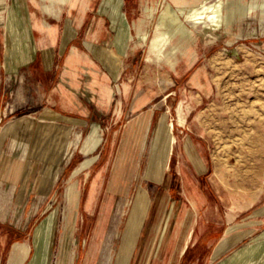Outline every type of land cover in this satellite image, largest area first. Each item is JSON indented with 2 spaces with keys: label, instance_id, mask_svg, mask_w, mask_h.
<instances>
[{
  "label": "rangeland",
  "instance_id": "374dc122",
  "mask_svg": "<svg viewBox=\"0 0 264 264\" xmlns=\"http://www.w3.org/2000/svg\"><path fill=\"white\" fill-rule=\"evenodd\" d=\"M237 1L224 0L229 27L219 35L200 34L177 71H169L154 56L147 60L158 13L170 0H0L1 264H189L197 260L191 252L177 258L182 235L191 232L192 247L222 223L218 243L229 218L242 237L213 264H264V221L257 219L264 217L258 211L264 207V0ZM250 6L253 14L239 20ZM147 7H156L154 18ZM98 19L107 41L83 46ZM123 19L134 37L125 55L116 46ZM68 22L79 31L67 49L60 42L50 50L28 47L29 40L37 42V31L53 26L63 32ZM139 32H148L147 42ZM73 52L81 57L76 78L65 68ZM45 59L58 79L69 73L67 84L74 79L80 85L88 117L65 119L44 107ZM135 95L142 108L127 117ZM120 103L121 120L115 109ZM62 118L67 131L54 161L38 162L34 125L60 124ZM95 127L100 143L85 153ZM33 139V155L26 159ZM9 166L23 181L29 175L30 192L19 194L2 180ZM172 203L178 222L170 243L154 249L148 228ZM53 214V237L37 254L36 231ZM18 244L30 248L22 262L14 256Z\"/></svg>",
  "mask_w": 264,
  "mask_h": 264
},
{
  "label": "bare ground",
  "instance_id": "6f19581e",
  "mask_svg": "<svg viewBox=\"0 0 264 264\" xmlns=\"http://www.w3.org/2000/svg\"><path fill=\"white\" fill-rule=\"evenodd\" d=\"M67 1L71 5L75 4L76 2H81V0H67ZM170 1L171 2L166 6L164 5L163 8H161L160 12L158 13L157 22L155 24L156 34L155 37L150 41V53L147 61L149 62L153 61V56H154L158 62L165 64L169 69V71H177L180 58L186 55L187 48L195 49V45L198 41L200 34L210 33L211 35H219L220 31L225 29V27L226 29L227 27H229L231 21L229 20V18H225V12L228 11H225V7H227L226 6L227 3L226 2L224 3V0H170ZM240 8H242V6H240ZM254 10L255 7L253 6L244 9V11L238 17V19L241 20L250 16V14H253ZM146 13L149 19L154 18L156 13V7H147ZM236 17L237 16H235V20L237 19ZM116 31H117L116 46L121 52L120 54L125 55L129 45L128 42L132 41L134 37L129 33L128 25L124 19L122 20L119 29H116ZM139 34H140V39L142 41L144 42L148 41V32H144V33L139 32ZM28 47L30 49H35L36 42L33 41V45H32L31 40H29ZM178 112H179V123L184 125L185 118L182 112V104L179 106ZM170 126H173V124H171ZM97 132L98 129L95 127L91 135L85 141V145H84L85 153H91L95 151L98 144L100 143V139L96 137ZM176 143H177L176 137H172V144L174 145ZM237 180H238V175H237ZM245 183H247V181ZM191 203L193 209L196 210V206H197L196 201L192 199ZM177 215L178 213L176 211V204L172 203L169 206V208H167L165 213L163 212L161 218L158 221H154L150 224L148 228V234L150 236L151 235L153 236L152 248L153 246H155L154 247L155 249L158 243H160L158 245L161 248L167 247V245L170 243V239L172 235L171 228L174 223L177 224L178 222ZM55 218L56 215L53 214V216H51L50 219L46 223L42 224L36 231L37 254L41 253L39 249L41 248L40 246L42 244H44V248L49 246L51 241L50 239H52L54 234ZM185 224H186L185 222H182L181 226L185 227ZM190 236H191V232L187 235L186 234L182 235V239L184 240V246L182 248V252L185 251ZM29 250L30 248L28 245L18 244L14 247V256L16 259H20V261L22 262L27 258L29 254ZM149 255L150 254H148L147 257H149ZM147 263H149V259L147 260Z\"/></svg>",
  "mask_w": 264,
  "mask_h": 264
},
{
  "label": "crops",
  "instance_id": "0c3cea01",
  "mask_svg": "<svg viewBox=\"0 0 264 264\" xmlns=\"http://www.w3.org/2000/svg\"><path fill=\"white\" fill-rule=\"evenodd\" d=\"M96 23H97V27H95L93 23L94 26H91L86 32L83 46L98 47L97 45H99V43L101 42L104 43L107 41L106 38H103L104 36L103 21L99 20ZM77 31L79 30L78 29L75 30L70 25L69 22L66 23L63 29V32H60L59 29H57L56 27L50 26L44 31H37V33H39V38H37L36 46H38V48L41 51L50 50V49H56L58 47L57 46L58 43L60 42V45H61L60 48L67 49V47L70 44H72L73 41L77 39V36H78ZM80 60H81V57L77 56V53L75 52H73L71 56L66 60L65 68H67L68 70L74 73L72 75V78H76L75 74L78 73L80 69ZM43 66H44V70L46 73L43 74L44 80L43 82H41L42 83L41 86L44 89L43 95H47L45 96L46 99H44L45 101L44 107L46 108L52 107L56 113H58L60 116H62L65 119L67 117L74 116L73 114H78L84 118L88 117V115L90 114V108H89V105H87L88 103L86 104L80 99L82 98V96L79 97V92L81 88H80V85L77 84V81L73 79V85L69 86L67 84V80H68L67 76H71L69 75V73L67 75H63L61 79H58L53 71V63L49 65L45 59V63H43ZM101 84L103 86H108V82L106 81V79H104ZM136 98L137 97L135 95L131 105L129 106L127 117L130 115L136 114L139 111V109L142 108L143 101H138ZM105 101H106V98L103 95L102 103L105 104ZM48 106H51V107H48ZM115 109L117 113L119 112L121 113L119 117V120H121L122 115H123V111H122L123 105L120 103V105H118ZM46 110L47 109H44L43 111H46ZM63 118L61 122H59L60 124L55 123V124L44 126V127H42V125H34L32 137L35 136V138L36 137L40 138L39 142H37V145H38V147L36 148L37 155H34L36 156V159L38 162H42L44 160L54 161L55 154L57 153V148L59 146L60 140L64 137L67 131V122ZM32 145H35L34 139L29 142V147L26 153L24 154V155H27L26 159L31 158V156L33 155L31 152ZM48 156L49 158H47ZM23 159L25 160V158ZM7 161L9 163H12V165H14L13 164V161H15L14 159L13 160L9 159ZM28 166L31 169L34 168V166H31L30 164H28ZM1 178L2 180L6 181L7 183L12 184L13 186H17L19 194H26L30 192L31 190L32 182H31V178L29 177V175H27L23 181L21 178H19L18 173L15 174L14 171L12 172L11 166L7 168L5 167L3 176H1ZM258 211L259 212L261 211L264 213V207H261V209H259ZM257 219L258 220L262 219L264 221V217H262L261 215H258ZM222 226L224 227L222 223H217L215 225L214 231H211L209 235H207L204 238V240L200 242L196 241L195 243H193L191 245L192 247H190L189 244L191 243H189L188 241V244L186 245V249H185L186 252L185 251L181 252V248H180L179 253H177V258L181 260L185 256H187L189 252H191V254L188 256H190L191 258L197 257V260L193 261L192 263L190 262L189 264H199L200 262L203 264H213L225 252H227L228 250L230 251L242 237L240 233H237L240 229L235 227V224H232L231 218H229V223H227L228 228L225 231L224 238L223 240L217 243L216 242L217 233H218L217 228L222 227ZM5 240L6 239L0 238L1 247H2V243ZM200 246H203L205 248L202 250L200 255L197 256L196 252H197L198 247ZM200 258H203V261L202 260L200 261ZM1 263H2V255H0V264Z\"/></svg>",
  "mask_w": 264,
  "mask_h": 264
}]
</instances>
